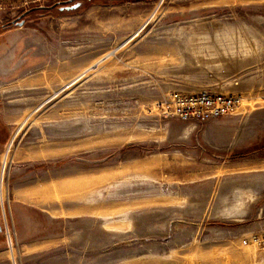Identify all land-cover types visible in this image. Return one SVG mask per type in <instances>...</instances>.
I'll return each instance as SVG.
<instances>
[{
	"label": "rangeland",
	"instance_id": "obj_1",
	"mask_svg": "<svg viewBox=\"0 0 264 264\" xmlns=\"http://www.w3.org/2000/svg\"><path fill=\"white\" fill-rule=\"evenodd\" d=\"M57 1L0 0V47L32 42L0 70V264H264V151L201 138L205 121L264 129L245 118L264 108V0H74L2 28ZM203 90L241 103L193 126L161 112ZM22 198L35 247L5 244Z\"/></svg>",
	"mask_w": 264,
	"mask_h": 264
},
{
	"label": "crops",
	"instance_id": "obj_2",
	"mask_svg": "<svg viewBox=\"0 0 264 264\" xmlns=\"http://www.w3.org/2000/svg\"><path fill=\"white\" fill-rule=\"evenodd\" d=\"M87 16L89 15H85V18H87ZM93 20H95L96 25L100 24L101 26H106L107 30L109 28V24H113L114 28H116V25L118 23L122 25L124 24V19H120V17L117 16H100L94 17ZM91 26V24L87 25L86 28H90ZM21 39L22 36L20 38H17L15 36L14 40H11L10 43H7L3 47H0V70L4 71L6 74L13 75L14 73H18V71H20L23 66H27L28 64V59L24 57L25 54L22 53V51L27 44H32V42H24V40ZM258 112L260 114L264 112L263 106L255 109L254 111L253 109L248 110V112L245 114V118H252L253 116H256ZM190 123L193 126L195 123H197V121H191ZM7 124L8 122L6 121L4 115L0 113V145L1 143H3L7 134ZM201 138L218 154H230L233 150L238 149L264 151V129H230L218 125V123L215 121H205L202 125ZM261 159H263L264 161V155L261 157ZM1 193L2 191L0 190V194ZM15 201L22 204V206L29 208L30 211H26L29 217H27L25 221L19 223L18 220L13 221L12 211H9V224L6 222L4 223L5 226L3 227L5 229V244L12 247L14 242L17 243V240H14L12 236L14 237L13 234L16 235L15 231L18 230L21 247H35L37 246V243L34 238L37 234L36 230L38 229V222L36 223L32 221L34 216L33 212L31 213V208L34 207L29 203V201L24 198L19 201H17L16 199ZM1 206L2 205H0V207ZM7 231L10 232V236Z\"/></svg>",
	"mask_w": 264,
	"mask_h": 264
},
{
	"label": "built area",
	"instance_id": "obj_3",
	"mask_svg": "<svg viewBox=\"0 0 264 264\" xmlns=\"http://www.w3.org/2000/svg\"><path fill=\"white\" fill-rule=\"evenodd\" d=\"M262 100L264 102V92ZM240 103L241 97L238 95L203 90L193 93L172 92L159 106L163 114L182 121H205L232 114Z\"/></svg>",
	"mask_w": 264,
	"mask_h": 264
},
{
	"label": "water",
	"instance_id": "obj_4",
	"mask_svg": "<svg viewBox=\"0 0 264 264\" xmlns=\"http://www.w3.org/2000/svg\"><path fill=\"white\" fill-rule=\"evenodd\" d=\"M72 1L74 0H64V1H57L55 2L54 4L50 5V6H38V7H32L26 11H24L20 16H18L16 19L12 20L11 22H8L6 24H3L2 26H6V25H10V24H17V25H22L23 23V20H22V17H24L26 14H28L29 12H32L36 9H52L54 8L55 6L57 5H64V4H68V3H71ZM76 5H73V7H75ZM1 229V228H0Z\"/></svg>",
	"mask_w": 264,
	"mask_h": 264
},
{
	"label": "trees",
	"instance_id": "obj_5",
	"mask_svg": "<svg viewBox=\"0 0 264 264\" xmlns=\"http://www.w3.org/2000/svg\"><path fill=\"white\" fill-rule=\"evenodd\" d=\"M44 10H46V9H36V10H34V11H44ZM10 25H6V26H2V28H7V27H9Z\"/></svg>",
	"mask_w": 264,
	"mask_h": 264
}]
</instances>
